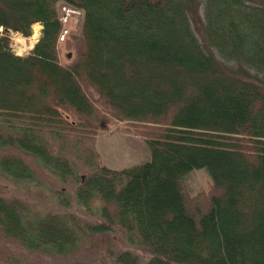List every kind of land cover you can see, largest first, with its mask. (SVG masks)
<instances>
[{
	"label": "trees",
	"instance_id": "trees-1",
	"mask_svg": "<svg viewBox=\"0 0 264 264\" xmlns=\"http://www.w3.org/2000/svg\"><path fill=\"white\" fill-rule=\"evenodd\" d=\"M59 1L84 11L69 63ZM35 22L38 41L16 54L9 31L30 36ZM0 28V176L102 218L28 215L0 196L2 264H46L3 241L42 256L103 249L69 264H264V0H0ZM113 120L144 138L148 159L103 161L97 139ZM199 168L212 181L192 194ZM117 229L151 257L116 253Z\"/></svg>",
	"mask_w": 264,
	"mask_h": 264
},
{
	"label": "rangeland",
	"instance_id": "rangeland-1",
	"mask_svg": "<svg viewBox=\"0 0 264 264\" xmlns=\"http://www.w3.org/2000/svg\"><path fill=\"white\" fill-rule=\"evenodd\" d=\"M63 4L70 5L65 1H59L58 10L60 15L63 13ZM201 14H203V8L201 9L200 7L199 10L198 7V10L193 14V18L200 20ZM255 17H257V14H255ZM82 20L83 14L81 11H77L72 14V23H70L71 33H69V35H71L68 39L66 37L67 41L70 43L72 42V35L79 33ZM35 23L32 25V34L30 36H25L21 32L14 30L9 31L10 45L16 54H28L38 41L43 25L41 22H38L39 24ZM0 30H2V28H0ZM33 35H36V40L33 44H31V40L33 39H31V37ZM66 39L59 40L60 59L63 63H69L75 58V50L74 48L68 46L70 43L65 41ZM233 52L236 51L233 50ZM235 61L231 62L235 63ZM97 147L101 153L103 161L112 168H122L148 159L150 156V151L144 138L140 134L136 133L135 128L132 125L121 120H113L108 129L100 132L97 139ZM47 170L48 169L44 167L42 172L45 171V174L51 184L61 187V184L55 178L54 173ZM211 181V176L203 168L194 169L187 175V183L192 194H196L202 188H207ZM0 196L10 200L20 201L22 205H24L25 212L28 215L37 213L58 214L71 212L92 223L102 221L101 216L95 209L93 211L87 210L83 205L79 204L74 197L69 205L63 204L59 197L55 194L50 193L46 197H38L26 192L25 189L18 187L14 182L8 180V178L4 176H0ZM110 236L112 246L116 253L124 250H132L138 253L143 260H147L151 257L147 250L131 244L124 236L123 230L117 229L114 232H111ZM1 249L3 251L18 252L26 256L28 259H38L46 264H69L80 262L81 260L97 258L103 252L102 248H94L89 251H77L66 256H42V254H32L31 252L24 250L19 244L9 241H3L1 243ZM0 264H2L1 261Z\"/></svg>",
	"mask_w": 264,
	"mask_h": 264
},
{
	"label": "built area",
	"instance_id": "built-area-1",
	"mask_svg": "<svg viewBox=\"0 0 264 264\" xmlns=\"http://www.w3.org/2000/svg\"><path fill=\"white\" fill-rule=\"evenodd\" d=\"M62 9H63V13L61 15V19L65 23V26L61 32L60 39L63 40L66 37V35L69 33L68 23L72 22V14L74 12L81 11V10L68 6L66 4H63Z\"/></svg>",
	"mask_w": 264,
	"mask_h": 264
},
{
	"label": "bare ground",
	"instance_id": "bare-ground-1",
	"mask_svg": "<svg viewBox=\"0 0 264 264\" xmlns=\"http://www.w3.org/2000/svg\"><path fill=\"white\" fill-rule=\"evenodd\" d=\"M35 24H39L38 22H36ZM37 34V33H36ZM33 38V39H32ZM31 44H33L34 43V41L36 40V35H33L32 37H31Z\"/></svg>",
	"mask_w": 264,
	"mask_h": 264
}]
</instances>
